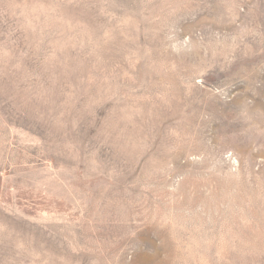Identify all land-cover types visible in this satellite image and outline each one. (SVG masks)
Wrapping results in <instances>:
<instances>
[{"label": "rangeland", "instance_id": "obj_1", "mask_svg": "<svg viewBox=\"0 0 264 264\" xmlns=\"http://www.w3.org/2000/svg\"><path fill=\"white\" fill-rule=\"evenodd\" d=\"M0 264H264V0H0Z\"/></svg>", "mask_w": 264, "mask_h": 264}]
</instances>
